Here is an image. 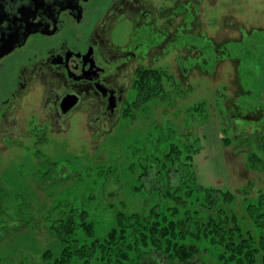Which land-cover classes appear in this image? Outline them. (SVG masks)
<instances>
[{"label":"rangeland","instance_id":"rangeland-1","mask_svg":"<svg viewBox=\"0 0 264 264\" xmlns=\"http://www.w3.org/2000/svg\"><path fill=\"white\" fill-rule=\"evenodd\" d=\"M215 12L255 29L248 51L246 43L241 49L227 43L223 56L230 52L232 58L220 59L216 68L188 73L176 68L169 73V82L166 75L161 76L166 83L163 96L146 103L150 106L135 108L134 115L111 127L103 125L96 130L79 115L66 132L46 127L44 141L38 145L40 154L32 149L33 134L29 153L11 148L0 152V178L4 183L0 210L12 217L7 222L11 225L8 230L1 224L0 215V256L16 250L24 260L14 264H42L43 248L56 245L44 224L54 202L72 201L78 209L86 207L100 231L114 219V212L107 206L111 201L124 210H141L143 196L132 186L140 182L137 174L127 169L126 148L156 124L165 128L169 124L175 131V141L178 138L180 143L190 142V135L197 137L200 150L194 156V171L198 183L235 192L231 208L243 229L257 236L240 193L254 198L264 191V170L249 168L253 155L264 164V0H216L214 8H207L205 28L209 36L240 40L237 30L224 26L227 19L222 29L211 23L214 21L209 18ZM130 31V25L122 24L110 32L114 42H122L118 36L125 40ZM210 53L205 56L212 57ZM175 61L176 54L171 53L159 64L172 63L174 68ZM211 62L212 58L206 65ZM107 164L118 168V184L112 177L105 182L106 173L99 174ZM110 191L115 194L110 195ZM30 219L36 221L35 225Z\"/></svg>","mask_w":264,"mask_h":264},{"label":"flooded vegetation","instance_id":"flooded-vegetation-1","mask_svg":"<svg viewBox=\"0 0 264 264\" xmlns=\"http://www.w3.org/2000/svg\"><path fill=\"white\" fill-rule=\"evenodd\" d=\"M215 2L0 0V152L29 153L33 134L32 149L40 154L46 127L66 132L79 115L96 130L111 127L163 96L161 76L169 82L176 68L185 73L216 68L220 59L232 58L230 52L223 56L227 43L239 49L246 43L248 51L255 29L232 17L215 12L209 19L221 29L227 19L224 26L237 30L240 40L209 36L207 8ZM122 24L131 31L114 42L110 31ZM171 53L174 68L159 64ZM2 185L0 178V190Z\"/></svg>","mask_w":264,"mask_h":264},{"label":"trees","instance_id":"trees-1","mask_svg":"<svg viewBox=\"0 0 264 264\" xmlns=\"http://www.w3.org/2000/svg\"><path fill=\"white\" fill-rule=\"evenodd\" d=\"M162 93L160 86L158 95ZM166 126L157 124L126 148L127 169L137 174L140 185L132 186L143 196V208L128 211L111 201L107 206L114 219L100 231L86 207L78 209L72 201L54 202L44 224L56 245L43 248L42 264H264V191L254 198L240 193L255 236L243 229L231 208L235 192L198 183L197 137L177 142L174 129ZM249 164L251 169L264 170L254 155ZM101 173H106L105 182L112 177L117 183L115 164H107ZM112 191L110 195L115 194ZM3 210L1 224L9 230L7 222L12 217ZM30 223L36 221L30 219ZM18 253L13 250L0 256V264L23 261Z\"/></svg>","mask_w":264,"mask_h":264}]
</instances>
